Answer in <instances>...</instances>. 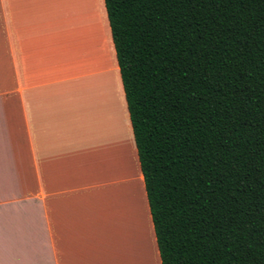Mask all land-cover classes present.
<instances>
[{"label":"crops","instance_id":"1","mask_svg":"<svg viewBox=\"0 0 264 264\" xmlns=\"http://www.w3.org/2000/svg\"><path fill=\"white\" fill-rule=\"evenodd\" d=\"M0 264H162L104 0H0Z\"/></svg>","mask_w":264,"mask_h":264},{"label":"trees","instance_id":"2","mask_svg":"<svg viewBox=\"0 0 264 264\" xmlns=\"http://www.w3.org/2000/svg\"><path fill=\"white\" fill-rule=\"evenodd\" d=\"M162 264H264V0H104Z\"/></svg>","mask_w":264,"mask_h":264},{"label":"rangeland","instance_id":"3","mask_svg":"<svg viewBox=\"0 0 264 264\" xmlns=\"http://www.w3.org/2000/svg\"><path fill=\"white\" fill-rule=\"evenodd\" d=\"M71 84L72 83H70L69 86H68V84H66L67 88H72L73 86ZM10 91H12V90L7 88V96H6L7 152L13 151V137H14V96H13V94L9 93ZM146 207L148 208L147 204H146Z\"/></svg>","mask_w":264,"mask_h":264},{"label":"bare ground","instance_id":"4","mask_svg":"<svg viewBox=\"0 0 264 264\" xmlns=\"http://www.w3.org/2000/svg\"><path fill=\"white\" fill-rule=\"evenodd\" d=\"M138 168V167H137ZM138 170V169H137ZM139 175V174H138ZM134 177V176H133ZM154 238V237H153ZM155 258V257H154Z\"/></svg>","mask_w":264,"mask_h":264}]
</instances>
